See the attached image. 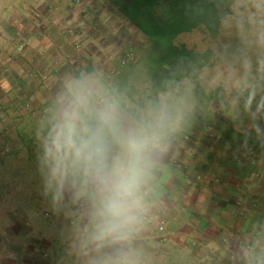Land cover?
Returning <instances> with one entry per match:
<instances>
[{
  "label": "crops",
  "instance_id": "1",
  "mask_svg": "<svg viewBox=\"0 0 264 264\" xmlns=\"http://www.w3.org/2000/svg\"><path fill=\"white\" fill-rule=\"evenodd\" d=\"M47 3L45 12L23 23L0 25V264H113L117 251L127 253L130 264H264V62L245 59L249 67L242 70L224 66L223 80L203 75L206 66L168 88L148 80L141 91H130L143 97L140 106L125 96V126L170 118L162 122L142 187L144 207L165 221L167 240L158 238V221L142 218L127 239L100 240L102 196L94 177L69 164L53 184L58 199L46 196L44 185V143L62 108L47 102L66 93L71 81L98 83L94 73L70 70L68 59L78 64L77 58L82 63L95 55L101 61L100 47L89 48L101 37L90 22L99 11L85 4L65 25L60 4ZM80 25L84 33L74 34ZM16 35L26 40L21 54L10 50ZM81 36V45L88 44L77 57L73 46ZM212 55L206 51L216 66ZM226 78L235 84L217 86ZM198 86L202 94L193 92ZM24 99L37 100L39 114L12 115L23 110ZM201 109L207 117L193 119ZM43 208L53 211L46 221Z\"/></svg>",
  "mask_w": 264,
  "mask_h": 264
},
{
  "label": "clouds",
  "instance_id": "2",
  "mask_svg": "<svg viewBox=\"0 0 264 264\" xmlns=\"http://www.w3.org/2000/svg\"><path fill=\"white\" fill-rule=\"evenodd\" d=\"M60 97L62 108L54 119L44 143L49 171L45 176V195L54 199L53 184L61 179L69 164L97 181L102 196L98 239L124 240L137 229L144 211L142 187L154 151L160 147L165 120L125 126L119 106L104 95L92 80L71 81ZM118 150L113 151L112 145ZM127 253L117 251L113 264H130Z\"/></svg>",
  "mask_w": 264,
  "mask_h": 264
},
{
  "label": "rangeland",
  "instance_id": "3",
  "mask_svg": "<svg viewBox=\"0 0 264 264\" xmlns=\"http://www.w3.org/2000/svg\"><path fill=\"white\" fill-rule=\"evenodd\" d=\"M48 1L51 2V4L55 2L60 4L59 8L61 9V16L66 19L65 23H67L65 25H71L73 21H76V14L85 12V4H92L94 7H96V10L99 11L98 15L100 16L98 19L95 18L96 21L93 23L98 22L100 24L98 25L100 28V30L98 29V32L101 31L102 33L99 40H97L99 43H97L95 46L92 45L89 48L93 51V49L96 50V47H100L99 54L101 61L99 60V57L97 58L95 55L91 60L86 58L82 63H79L80 60L77 58L78 64L75 62L76 58H69L68 64L71 65L70 70H75L79 73H83V71H85L87 73L90 72L92 75L95 74L98 77H96V80L98 81L97 84L101 86V90L104 95L111 98L119 106L121 116L126 115H123V108H126V105L123 107L121 104L125 103L124 100H126L125 96L127 94L133 95L130 96L134 98L136 106H140L143 97L133 94L130 91H133V89L137 92L141 91V88L146 86V82L149 80V77H147L148 73L146 72V64L148 63H146L144 59V54L147 50L148 43L146 38L135 27L131 26L125 19L122 18L120 14H118V12L114 10L110 1L0 0V18H2L0 19V25L14 26L20 21L23 23L24 19H28L33 12H45V9H47L48 6ZM48 10H50V12L52 11L51 14L53 13L52 7ZM90 19L91 17H89V20ZM85 27L86 26L82 27L80 25L78 28L80 31L78 32H75V28V30H73L74 34H83L86 29ZM20 29H22V26ZM85 34H89V32L86 30ZM82 37L83 36L79 37V42H77L78 40L76 39L74 43V47H76L75 53H79H73L74 56H81L83 49H86L87 47L88 43L81 45V43L84 42L83 40V42L80 43V40L82 41L83 39ZM261 42H263L264 45V0H236L227 16L222 21L220 35L215 39L208 37L201 31L195 30L190 33L182 34L177 40L179 45H185L189 49L203 54L200 56V60L205 61L204 65L206 66L203 69V75L213 72V78H218L220 80H223L221 77L226 71L225 67L228 68L230 65H233L235 70L240 68L242 70V67L248 65V61L246 60V63H244L243 60L245 61V59L249 58H256V60L261 59L264 62V51H262V48L259 49ZM25 45L26 40L21 41L19 36L16 35L15 39L10 43V50L12 52L21 54L24 52V48L23 50H20V47H24ZM128 51L134 54V61L130 62V64L125 68H118L119 58ZM206 51H211L213 53L212 56L215 57L213 61L214 63H217L216 66H211L210 58H208V56H204L206 53L203 52ZM254 55L255 57H253ZM114 71L118 72L114 73ZM133 75H135V77H133ZM227 83L235 84V81H229L226 78V80L219 83L217 86L220 88L225 86L226 89L230 87ZM110 89L112 90L111 96L109 95ZM201 89L204 88L198 86L193 90V92L195 94H202L203 91ZM53 96H50L51 103L47 102V105H57V107L62 106L61 101L58 103L61 94H54ZM27 100H21L20 102L22 104L23 110H12V115L17 114L18 112L21 117H28L38 113L35 112L34 109L38 111L37 109L39 108L33 107L34 104H37V100L35 103L33 100L26 102ZM55 112L56 110L53 111V113ZM195 113L196 115L193 117L195 120L199 119L202 121L203 117H207V113L202 111V109L201 111H197ZM39 212H41L39 215H41L45 221L46 219L48 220V218L53 214V211L47 208H43L39 210ZM45 214L48 216L45 217ZM38 226H44V223L42 224L39 222Z\"/></svg>",
  "mask_w": 264,
  "mask_h": 264
},
{
  "label": "trees",
  "instance_id": "4",
  "mask_svg": "<svg viewBox=\"0 0 264 264\" xmlns=\"http://www.w3.org/2000/svg\"><path fill=\"white\" fill-rule=\"evenodd\" d=\"M108 1L123 19L146 38L148 47L144 59L148 63L146 72L150 75L151 84L168 88L175 80H182L191 72L205 66V61L200 60L203 54L185 45H179L178 38L195 30L210 38H217L220 35L222 21L236 0ZM98 14L95 16L96 19L100 16ZM86 15L88 12L83 14ZM95 21L94 19L92 22ZM96 24L100 25L98 22ZM96 28L100 30L99 27ZM73 50L75 53L76 47L73 46ZM126 53L119 58L118 68H125L130 64L123 67L120 64Z\"/></svg>",
  "mask_w": 264,
  "mask_h": 264
},
{
  "label": "built area",
  "instance_id": "5",
  "mask_svg": "<svg viewBox=\"0 0 264 264\" xmlns=\"http://www.w3.org/2000/svg\"><path fill=\"white\" fill-rule=\"evenodd\" d=\"M24 47H20V50H23ZM134 54L132 52H127L120 60L121 66H125L131 61L134 60ZM141 218L146 221V222H153V221H158V226H157V232L159 233L158 238L162 241H166L167 237L165 234V221L159 220L156 216L151 215L149 212L148 207H144V211L141 214Z\"/></svg>",
  "mask_w": 264,
  "mask_h": 264
}]
</instances>
